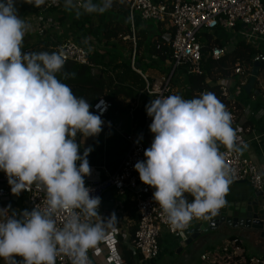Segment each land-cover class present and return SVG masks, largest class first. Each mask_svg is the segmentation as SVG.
Masks as SVG:
<instances>
[{"label":"clouds","instance_id":"1","mask_svg":"<svg viewBox=\"0 0 264 264\" xmlns=\"http://www.w3.org/2000/svg\"><path fill=\"white\" fill-rule=\"evenodd\" d=\"M25 2L39 8L46 0ZM113 3L63 0L77 16L103 14ZM30 27L18 15L16 0H0V172L15 195L32 185L46 193L44 206L31 211L6 215L11 207L0 208V258L6 264H18L16 256L23 257L19 264H56L63 254L71 264H91L88 251L117 217L88 222L98 216L101 198L85 184L93 148L81 154L76 136L96 137L105 122L102 112L90 111L92 105L58 79L66 63L62 51L22 52ZM145 110L154 136L134 169L155 189L152 199L167 222L182 233L194 218L208 219L226 204L233 169L219 145L237 154L247 145L238 143L232 114L212 92L192 99L161 95Z\"/></svg>","mask_w":264,"mask_h":264},{"label":"built area","instance_id":"2","mask_svg":"<svg viewBox=\"0 0 264 264\" xmlns=\"http://www.w3.org/2000/svg\"><path fill=\"white\" fill-rule=\"evenodd\" d=\"M119 2L124 3L128 8V20L132 31V34L127 38L131 48H125L122 52L130 58L132 70L144 79L146 86L143 93L151 100L161 95L168 96L179 92H181L182 98L190 99L188 76L190 74L198 76L205 74L204 63L208 58L219 62L227 56L232 47L245 41L257 51L252 59L253 65L250 68L236 66V76L222 81L223 97L232 106V110L236 112L239 108L238 103L242 102L245 86L253 76L254 64L259 63V75L252 92L261 98V106H264V73L260 74L261 65L264 64V51L261 49L264 45L263 0H170L169 6L163 3H155L153 0H119ZM62 4L63 0H46V3L39 7V15L33 16L32 21L26 19V22L31 26L28 32H35L41 37L48 36L51 32L60 34L62 32L61 25L47 17V13L59 10ZM137 19L142 22L152 21L168 27L169 33L165 40L172 52V58L170 61H160L166 73L159 79H149L138 67L137 28L135 25ZM218 31L222 34H229L228 38L216 34ZM204 34H211L214 39H219L222 44L213 47L206 57L203 55V44L199 40ZM58 51L64 53L65 60L91 67L89 56L93 51L79 44L73 37H66L59 44ZM194 94L199 96L201 93L195 92ZM101 100L105 103L100 104ZM105 105L107 106L106 110H104ZM111 108L112 104L101 98L92 106L91 110L96 114L102 112L101 119L105 122L102 128L116 131L119 125L108 119ZM134 111L135 106L130 109V113L133 114ZM234 112H231L233 121L235 120ZM255 115L256 113H251V117H255ZM151 122V117L146 113L140 130L124 135V140L128 146L127 152L117 169L108 173L104 181H100L97 177L99 170L94 166L90 167L91 174L85 178L86 186L91 189V196H99L102 200L108 189L114 192L116 200L112 212L116 216H126L128 202L134 205L138 214L137 229L134 235L129 232L130 227H120L118 230L116 229L115 236L113 235L111 239L106 240L108 242L106 244L108 264H124L121 257H118V249L110 243L112 241L116 243L118 236L123 237V241L135 251L140 261L149 262L159 258L161 253L160 241L164 232L172 236H180L202 219L194 218L182 230V233L174 229L167 222L160 207L152 199V187L145 185L139 179L134 164L145 159L144 150L148 143L144 141V136L149 135L152 139L154 136L149 130ZM262 139V135L246 130L242 134L240 143L247 146L250 143L260 145ZM219 150L225 154L226 163L233 169L231 183H246L255 192L264 191V173L260 172L258 162L242 154L229 151L222 145H219ZM10 193L12 192L7 177L3 172H0V202L9 197ZM21 193L26 197L30 206H44L46 193L42 188L32 185L27 191ZM63 218L64 214H61L58 224H62ZM104 218L101 216L98 217V220L102 222ZM94 220L95 216L90 217L88 222L93 223ZM103 243H105V239L99 242L96 247ZM95 253V249L88 251L91 264H94ZM224 256L219 251L213 252L210 264H219L221 261L237 264L233 257ZM203 258L209 259L207 256ZM56 264H71V261L67 256L61 254L57 257ZM243 264H264V258L250 257Z\"/></svg>","mask_w":264,"mask_h":264},{"label":"crops","instance_id":"3","mask_svg":"<svg viewBox=\"0 0 264 264\" xmlns=\"http://www.w3.org/2000/svg\"><path fill=\"white\" fill-rule=\"evenodd\" d=\"M153 1L155 3H163L168 6L170 4V0ZM123 7L125 8V6L121 5L119 0H116L114 1L112 8L103 14L94 13L81 14L77 16L74 10H66L62 4L59 10L50 11L47 13V17L57 21L61 25L62 30L60 34L52 32L51 36H53L59 44L64 41L66 37H73L79 44L91 49L93 52L106 54L108 51H111L118 55L124 56L122 50L125 48H131L130 41L127 40L129 35L124 36L120 42L117 40H106L103 29L104 25L107 23H110L112 26H118V28H121L122 31L125 30L128 25H130L128 17L124 13L125 11ZM28 20L32 21L33 17L28 18ZM137 20V35L141 39H144L145 41L153 40L160 34H162L163 38L167 37L166 35L168 34L169 30L168 27L164 26L163 24H157L152 21L142 22L140 19ZM216 34L222 35L223 38H228L229 36V34H222V32L219 31ZM261 49L264 51V45H262ZM142 52L144 53L142 54L144 59L143 63L141 64L142 67L140 68H142L143 73H145V75L151 80L161 78L166 73V70L160 63V60H156L147 55L144 48ZM263 73L264 71L261 70L260 74ZM247 85L248 84H246V86ZM246 86L242 102L238 103L240 110L237 111L241 113L235 115V120L232 122V126L236 130L237 136L239 137L238 143H240L242 140V134L246 130L262 135L263 139L260 145L250 143V145H248L241 154L251 160L258 162V168L260 172L264 173V106H261V98L258 95H254L252 90L248 92L246 90ZM179 93L181 94V92ZM150 101L151 98L143 93L138 97L137 102L132 104L126 112L110 118V120L116 122V124L119 125V128L116 131L102 128L101 133L96 137L86 138L81 135L76 137L77 142L80 143L81 146V154L83 153V149L85 147L91 146L93 148V151H91L88 156L89 165L90 167L94 166L95 168H98L99 174L97 177L100 179V181H104L107 178L108 173H111L117 169L118 165L127 152L128 146L124 140V135L140 130L146 114L145 105ZM124 105L126 104L124 103ZM133 106H135V111L133 114H131L130 109L133 108ZM251 113H256L255 117H251ZM144 141L148 143V148L150 147L152 138L149 135H145ZM107 193H111L113 201L111 202L109 201L110 199H107L104 201L101 200V203H107L110 210L106 211L105 207L102 208V210L99 211L98 216H95L93 223L100 222L98 217L103 216L106 218L113 213L112 210L116 196L111 189H108L104 195ZM244 193H255V191L246 183H231L229 185V191L225 197L226 202L234 201L235 199L233 198L235 196L233 195H243ZM5 203H9L10 206L13 204L15 206L14 211L17 214L25 209L29 211L30 207L26 197H24L22 193L21 195L10 193L9 197L0 202V208H6L4 205ZM128 204L132 203L128 202ZM108 205L106 207H108ZM22 207L23 209H21ZM129 208L131 207H127L128 210ZM6 215H9V213H6ZM129 215L133 216V213L127 211L126 216H116L117 222L115 223L113 229L108 230L104 238L105 243L94 248L96 252L93 257L94 264H108V254L106 250V244H108V242H106V240H109L113 235H116V229L118 230L120 227H130L132 225L133 219H131ZM205 220L207 219L202 218L195 226L201 224ZM120 238L121 236H118V241L116 243L113 241L110 242L115 248L118 249V257H121L119 250ZM160 247L161 253L159 258L153 261L143 262L137 257V263L161 264L163 262L164 256H173L177 248L180 250L178 257L181 259L177 262V264H210L212 261V259H210L211 255L215 251H219L222 256L227 255L229 257H233L235 259V263L237 264H243V262L250 257L264 258V243L261 241L248 239L243 234V232H240V230H233L227 227L220 228L217 231L211 232L209 234H205L184 248L181 246L180 236H172L167 232H164L161 237ZM204 256H207L209 259L206 258L205 260V258H203ZM15 259L19 264V262L23 260V257L16 256ZM228 263L229 262L221 261L219 264ZM0 264H6L5 260L3 259Z\"/></svg>","mask_w":264,"mask_h":264},{"label":"trees","instance_id":"4","mask_svg":"<svg viewBox=\"0 0 264 264\" xmlns=\"http://www.w3.org/2000/svg\"><path fill=\"white\" fill-rule=\"evenodd\" d=\"M121 5L125 6V8L123 7L124 13L128 17L127 6L124 3H121ZM16 8L18 15L24 20L40 14L39 8L26 3L25 0H16ZM137 24L138 20L135 21L136 26ZM103 29L106 40H117L120 42L124 36H130L132 34L130 25L122 31L118 26H112L110 23H107L104 25ZM27 33L29 34L24 37L22 52L58 51L59 43L53 36L41 37L35 32ZM137 34L138 32H136L138 51L137 64L141 71L142 68L140 67H142L141 64L144 59V56L142 57V54H144L142 52L143 48L147 55L156 60L163 62L171 60L172 52L168 42L162 37V34L158 35L153 40L147 41L141 39ZM199 40L201 42L204 41L202 44L203 55L205 57L208 56L213 47L222 45L221 41H219V39H214L211 34H204ZM256 53L257 51L251 47V45L242 41L238 45L232 47L227 56L221 61L215 62L212 58H208L204 63L205 74L201 76L190 74L188 76L190 99L198 97L194 94L195 92H212L226 107L227 111L230 113L234 112L232 106H230L228 104L229 102L223 97L222 81L236 76L235 70L237 65L250 68L253 65L252 59ZM89 63L91 67L66 60L61 73H58L57 77L72 89L74 95L85 98L92 106L101 98L109 101L112 104V108L108 114V119L126 112L132 104L137 102L138 97L145 91V81L132 70L129 57L118 55L111 51H108L106 54L92 52L89 56ZM261 69L264 71V64L261 65ZM65 73L70 75L65 78ZM175 95H180V93H176ZM124 103L126 105H124ZM239 110L238 108V111ZM90 111H92L91 108ZM238 111L237 113L234 112L235 115L241 113ZM79 135L80 134L77 133L76 137ZM154 191L155 189L151 188V196ZM187 198L189 201L192 199L191 196ZM4 205L6 208L10 206L9 203H5ZM10 207L11 209L8 212L9 215L14 211L15 206L12 204ZM127 207L131 208L128 210ZM127 207V211L133 213V216L129 215V217L133 219V223L130 226V233L134 235L137 229L138 214L133 204H127ZM119 250L124 264H138L135 251L123 241V237L120 238ZM2 260L3 259L0 258V263Z\"/></svg>","mask_w":264,"mask_h":264},{"label":"water","instance_id":"5","mask_svg":"<svg viewBox=\"0 0 264 264\" xmlns=\"http://www.w3.org/2000/svg\"><path fill=\"white\" fill-rule=\"evenodd\" d=\"M259 69L260 64L255 63L253 76L246 86L248 92H250L255 85L256 78L259 75ZM19 195H21V193ZM233 196H235L233 198L235 200L227 201L214 216H211L201 224L182 233L180 235L181 246L184 248L203 235L215 232L224 227L240 230L248 239L264 243V191ZM107 199H110L109 201L111 202L113 201L111 193H107L102 198L103 201ZM107 205V203H101L97 209V214L104 207L106 211H109L110 208L109 205L106 207ZM21 209H23V207ZM32 209L33 206H30L29 211Z\"/></svg>","mask_w":264,"mask_h":264},{"label":"rangeland","instance_id":"6","mask_svg":"<svg viewBox=\"0 0 264 264\" xmlns=\"http://www.w3.org/2000/svg\"><path fill=\"white\" fill-rule=\"evenodd\" d=\"M52 33V32H51ZM29 33H26L25 36L27 35L28 36ZM33 34V33H32ZM48 36H51V34H48ZM34 41V40H33ZM204 42V41H202ZM201 42V43H202ZM23 43H24V40H23ZM180 253V250L179 248H177L173 254V256H169V255H165L164 256V259H163V262L161 264H177L178 261H180L181 259L178 257Z\"/></svg>","mask_w":264,"mask_h":264}]
</instances>
